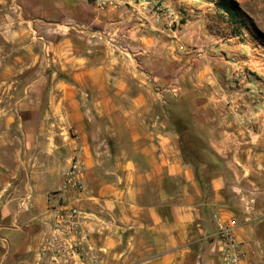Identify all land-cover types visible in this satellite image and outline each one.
Returning a JSON list of instances; mask_svg holds the SVG:
<instances>
[{
  "label": "clouds",
  "instance_id": "9594fccd",
  "mask_svg": "<svg viewBox=\"0 0 264 264\" xmlns=\"http://www.w3.org/2000/svg\"><path fill=\"white\" fill-rule=\"evenodd\" d=\"M218 3L0 0V264H264V43Z\"/></svg>",
  "mask_w": 264,
  "mask_h": 264
},
{
  "label": "rangeland",
  "instance_id": "374dc122",
  "mask_svg": "<svg viewBox=\"0 0 264 264\" xmlns=\"http://www.w3.org/2000/svg\"><path fill=\"white\" fill-rule=\"evenodd\" d=\"M232 1L236 4L235 0ZM236 7L239 10V18L243 22V25H246L248 27L249 31L251 32L256 41L264 43V33H261L253 24V22L247 16H245L243 12L240 11L238 4H236Z\"/></svg>",
  "mask_w": 264,
  "mask_h": 264
},
{
  "label": "trees",
  "instance_id": "16d2710c",
  "mask_svg": "<svg viewBox=\"0 0 264 264\" xmlns=\"http://www.w3.org/2000/svg\"><path fill=\"white\" fill-rule=\"evenodd\" d=\"M218 7L227 12L232 17L233 22H235V18L240 15L236 4L232 0H220Z\"/></svg>",
  "mask_w": 264,
  "mask_h": 264
},
{
  "label": "crops",
  "instance_id": "0c3cea01",
  "mask_svg": "<svg viewBox=\"0 0 264 264\" xmlns=\"http://www.w3.org/2000/svg\"><path fill=\"white\" fill-rule=\"evenodd\" d=\"M233 23L236 24L238 27L239 26H244L243 22L240 20L239 16L235 18V22H233Z\"/></svg>",
  "mask_w": 264,
  "mask_h": 264
}]
</instances>
